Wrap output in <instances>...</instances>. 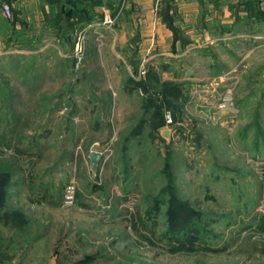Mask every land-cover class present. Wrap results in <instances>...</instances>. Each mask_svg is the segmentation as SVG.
<instances>
[{
	"label": "rangeland",
	"instance_id": "374dc122",
	"mask_svg": "<svg viewBox=\"0 0 264 264\" xmlns=\"http://www.w3.org/2000/svg\"><path fill=\"white\" fill-rule=\"evenodd\" d=\"M103 8L58 36L39 6L0 45V264H264V37L221 76L200 59L175 79L134 48L115 59L133 34ZM188 214L185 238L170 223Z\"/></svg>",
	"mask_w": 264,
	"mask_h": 264
},
{
	"label": "crops",
	"instance_id": "0c3cea01",
	"mask_svg": "<svg viewBox=\"0 0 264 264\" xmlns=\"http://www.w3.org/2000/svg\"><path fill=\"white\" fill-rule=\"evenodd\" d=\"M61 1L63 0H10L13 8L19 7L14 9L15 18L12 21L6 19L0 5V45H19L17 42H20V33L33 24L32 14L40 17L37 11L39 6L41 20L35 25H42L50 33L62 36V31L67 30V21H60L58 24V18L64 17ZM123 1L85 0L81 9L86 10L92 18L86 23L95 29L100 22L96 19L102 17L103 10H106L103 5L106 4L110 9L108 17H115L116 23L123 21V31H126V27L131 28L133 34L128 40L115 37L113 42H108L114 50L115 59H118L117 48H134L133 56L135 59L139 58L141 66L145 62L158 63L165 74H172L175 79L180 72V64H194L200 59H209L208 61L217 65L214 66L218 73L216 75L221 76L224 69L219 68V64L228 62L230 48L245 49L253 46L257 49L261 46L260 39L264 37V0ZM124 15L134 18L135 23L131 22V27H128L130 22ZM137 17L140 19L139 23L136 22ZM11 33L15 35H10ZM121 42L124 45H120ZM237 58L244 63L245 55H237ZM37 80H40V76Z\"/></svg>",
	"mask_w": 264,
	"mask_h": 264
},
{
	"label": "trees",
	"instance_id": "16d2710c",
	"mask_svg": "<svg viewBox=\"0 0 264 264\" xmlns=\"http://www.w3.org/2000/svg\"><path fill=\"white\" fill-rule=\"evenodd\" d=\"M7 2L10 3V0H6ZM63 4V9H64V17H60L58 18V24L60 23V21H67V30H64L62 32L65 31H72V32H76L77 28L81 27V23L83 22H88L89 20H91L92 18L88 15V12L86 10H83V8L81 9L82 5L85 4V0H63L61 1ZM14 14V12H13ZM15 18V17H14ZM14 18L12 20H14ZM10 20V21H12ZM61 32V31H60ZM152 72L149 73V77H151ZM132 87H131V86ZM131 87V88H130ZM139 87V82L134 79V78H130L126 84V88L128 90H133L135 88ZM146 92H150L148 90H146ZM179 90H170L169 92H163V94H159L156 95L154 97L153 94L149 93V99L148 100H159V104L161 103V106H165L166 108H169L171 106L174 105L175 103V98L179 97L178 94ZM151 98V99H150ZM21 153H23V151H20ZM191 214L188 215H181V219L178 222H174V220L171 221V226H172V230L176 231V230H180L178 231L179 233H183L185 232V235L183 237L187 238L188 237V233H187V229L190 228V230H193L194 228H199V221L195 218H193L191 221V223L193 225H190L191 223H189L187 220H190L191 218ZM203 220V219H202ZM196 221V223H195ZM204 227V226H203ZM178 238H180V235H177Z\"/></svg>",
	"mask_w": 264,
	"mask_h": 264
},
{
	"label": "built area",
	"instance_id": "2783aa9c",
	"mask_svg": "<svg viewBox=\"0 0 264 264\" xmlns=\"http://www.w3.org/2000/svg\"><path fill=\"white\" fill-rule=\"evenodd\" d=\"M157 1H159V0H157ZM0 3L2 5L3 12L5 14L6 19H9V20L13 19V15L14 14H13V11H12V8H11V4H9L5 0H0ZM167 123L168 124H172L173 123V120H172V117H171L170 114L167 117ZM71 193H73V188H72ZM68 199L70 200L68 202L72 203V197L70 196Z\"/></svg>",
	"mask_w": 264,
	"mask_h": 264
},
{
	"label": "water",
	"instance_id": "95a60500",
	"mask_svg": "<svg viewBox=\"0 0 264 264\" xmlns=\"http://www.w3.org/2000/svg\"><path fill=\"white\" fill-rule=\"evenodd\" d=\"M162 135L164 136V138H169L170 137V131L169 130H164ZM101 152L100 151H93L92 155H91V160L93 163V169L94 171L97 170L98 166H99V161L101 159Z\"/></svg>",
	"mask_w": 264,
	"mask_h": 264
}]
</instances>
